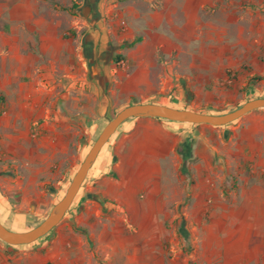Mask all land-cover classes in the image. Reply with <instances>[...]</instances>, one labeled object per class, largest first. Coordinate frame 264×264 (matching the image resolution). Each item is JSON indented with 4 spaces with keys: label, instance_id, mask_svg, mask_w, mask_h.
Masks as SVG:
<instances>
[{
    "label": "rangeland",
    "instance_id": "rangeland-1",
    "mask_svg": "<svg viewBox=\"0 0 264 264\" xmlns=\"http://www.w3.org/2000/svg\"><path fill=\"white\" fill-rule=\"evenodd\" d=\"M10 1V9L26 14L13 21L0 17V39L23 33L47 49L44 55L37 44L30 46L42 56L36 65H44V71L24 74L8 92L0 90V222L12 231L30 230L48 215L102 128L122 108L141 100L139 83L147 84V93L165 81L177 84L176 89L183 85L187 103L182 104L209 114H224L249 97L264 96V76L258 72L244 91L228 89L217 76L225 72L218 0L212 13L208 4L205 13L196 11L194 22L185 23L170 10L163 29L149 31L145 43L131 47L132 35L138 37L140 30L129 28V12L146 10L141 0ZM198 2L190 0V5ZM229 2L242 11L240 21L239 14L228 15L230 42L238 34L246 51L249 28L260 22L256 15L264 0ZM159 6L153 3L151 9ZM24 21L37 28L15 29ZM151 41L164 45L151 49ZM232 65L231 74L250 71L247 61ZM47 91L54 94L50 101ZM58 95L66 104L60 102L49 117L37 115L40 107L52 108ZM55 116L58 126L39 128ZM244 120L227 127L241 124L253 142L241 146L236 142L239 130L223 132L222 126L209 160L194 159L198 171L192 172L180 157L174 186L167 191L166 202L175 201L169 206L150 205L143 193L131 205L121 204L116 194L106 196L105 188L117 193L122 182L117 171L107 172L117 162L114 156L101 170L107 158L102 148L67 216L33 244L6 248L0 243L3 259L39 264L43 246L70 242L82 246V264H264V150L253 144L264 136V126L259 118ZM224 145L226 155L220 158Z\"/></svg>",
    "mask_w": 264,
    "mask_h": 264
},
{
    "label": "crops",
    "instance_id": "crops-1",
    "mask_svg": "<svg viewBox=\"0 0 264 264\" xmlns=\"http://www.w3.org/2000/svg\"><path fill=\"white\" fill-rule=\"evenodd\" d=\"M10 2V0H4V3L2 0L0 1V17L5 18L6 20L9 19L10 21H13L17 18H23V15L26 13L22 12L17 14L14 12L9 8ZM141 2L142 5L144 4L147 7V9L144 11L132 9V11L129 12L128 18L129 28L132 31L140 30V32L137 33L138 37L135 38V36L132 35V41L140 38L141 41L138 42L140 44L145 43L144 39L147 36L149 37V31L161 30L164 28V23L168 22L165 14L169 13L170 10H172L171 13L176 12L181 14L185 23H189L194 22V20L197 19L196 11L199 13H205V10L203 9L204 4H208L207 9L211 11V13L216 8V0H206L204 2L203 0H199L198 4L194 6L190 5V0H141ZM130 3L135 2L130 1ZM153 3H156L160 6L152 10L151 6ZM263 6L264 5H262V9L258 10V12L260 11L259 14L256 15V17L260 18V22L258 24H251L249 28L250 35L248 36L246 45L248 43L250 45V49L245 51L243 49L245 43L240 41V36L236 34V37L233 38L234 40L231 44V38L227 32V30L230 28V24L227 23V18H230L228 15L239 14L236 19H239V21L241 20L242 15L239 12L242 11L239 7V4H235L232 7L230 2L228 3V0H218L217 11H219V13L224 16V22H221L219 28V41L223 46L220 52L223 57L222 62H224V66L222 67L225 69V72L224 74L217 76H219L222 84L228 86V89H234L236 87V91H240V89H243L244 91V88L247 87L248 83L251 84V82H249V77L254 76L256 72L264 76ZM231 11H235V13ZM236 25L238 26V22H236ZM36 26L37 25H31L29 22L24 21L19 24L17 23L16 27H14L15 29L29 30L32 28H37ZM14 27L12 29H14ZM161 36L162 35L159 37L161 38ZM155 43L156 42L151 41L150 43H147V45L151 47V49H154L158 45H164L163 43ZM33 44H37L36 41H34V39H30L27 34L23 33L15 35L12 33L5 39H0L1 91L4 90L8 92L9 87L12 85L15 78L19 79V77L23 76L24 74H35L45 70L44 65H36L37 61L41 60L42 56L34 53L30 49V46H33ZM37 45L39 46L40 52L45 55L47 49L45 48L44 44L40 42ZM135 45H137V43L134 44V46ZM234 60L241 62L247 61L248 65L250 66V71L247 73L239 72L237 75L234 73L231 74L230 71L234 67L232 65V61ZM27 63H30L31 66L29 65L28 67ZM260 63H262L261 66L259 65ZM239 70L240 69L237 71ZM176 76L178 77L177 74ZM231 76H234L235 78L232 79ZM48 78H50L49 74L47 76V79ZM42 79L43 78H41V81ZM231 84L233 85L230 86ZM146 85L142 82L139 83L138 92L141 100L136 103L161 104L172 108L207 113L200 110H193L192 108L188 106L185 107L182 104L187 103V90L183 87V85L180 89H176L177 84H169L165 81L156 89H152V91L148 93L146 91L148 88ZM168 85L170 87H168ZM39 90L45 91L46 89L44 86H40ZM47 94L49 95L47 101H50V99L54 97V94L52 96L50 91H47ZM63 97L64 96L62 95L55 97V100H53L54 102L50 103L53 105L52 108L40 107L37 115L42 116L45 114L47 117H49L50 113H52L51 111L54 108L60 107V102L63 103V101H65L64 104H66L67 99L63 100ZM262 97L264 96L249 97L247 100H245V102ZM173 102L178 103L173 104ZM56 110L58 113L59 109ZM37 118L40 117L37 116ZM243 118H246V121L244 120L246 124L249 122V119L259 118L261 119L262 125L264 126V109L252 111L238 119L236 122H240V120H243ZM53 120V122H43L39 125V128L53 129L54 126H58L56 124V116L55 119L53 118ZM228 125L222 127L225 128L223 129V132L224 130L227 132L232 129L239 130L236 142L240 143L241 146H243V144L245 145V143L247 144L253 142L251 137H249V134H247L249 133V130L241 128V124L237 125V127H227ZM186 126L189 125L175 122L168 123V121L158 118H133L121 124L103 147L106 148L104 154L107 158L101 163V170H106L105 165H107V162L110 163L112 161L110 157L114 156V158H117V162L114 166L109 167L107 172L112 174L114 171H117L121 176L120 179L122 183L121 187L119 188L120 191L117 190V193H115V191L113 192L109 189L103 188L105 195L112 197L113 194H116V196L120 198L121 204L125 205H131L132 201L139 193H143L146 196L145 199L148 200V204L150 205L154 204L159 206H169L170 204L175 203V201L166 202L169 199L167 198V191L169 188L174 186L172 182V174L177 173L178 171L180 157L182 158L181 161L185 163L186 166H190L189 169L192 172L193 170L198 171L200 164L194 165V159L200 155L202 160L205 158L209 160L211 154L210 147L212 143L217 141L219 142L221 139V127H210L208 125H194L193 127H190L191 125L189 127ZM254 141V145H257L259 149L264 150V136L257 140L254 139ZM183 150L185 151V154H188V157L185 161H183L182 154L180 156V152L183 153ZM226 151V146L224 145V147H222V149L219 151V154H221L220 158L225 157ZM209 163H207L208 166ZM206 171L208 170L206 169ZM154 195L158 196V201L152 202L151 198ZM64 216H67V214ZM78 238L80 240V236ZM3 249L4 247L1 245L0 264H15L14 262L12 263L11 261H8V259H12L13 257L7 256L5 259H3ZM43 250L44 256L39 259V264H82V262L79 260L81 258V254L83 253L82 246L80 245L73 246L70 244V242H66V244L62 246H55L51 244L43 246ZM27 264H36V262H28Z\"/></svg>",
    "mask_w": 264,
    "mask_h": 264
},
{
    "label": "water",
    "instance_id": "water-1",
    "mask_svg": "<svg viewBox=\"0 0 264 264\" xmlns=\"http://www.w3.org/2000/svg\"><path fill=\"white\" fill-rule=\"evenodd\" d=\"M258 109H264V97L246 101L240 107L224 114L200 113L152 103H133L122 108L102 128L72 177L63 197L51 208L48 215L34 228L23 232L12 231L0 222V242L9 246L29 245L47 235L58 225L72 205L98 154L117 128L127 120L158 118L181 124L222 127Z\"/></svg>",
    "mask_w": 264,
    "mask_h": 264
},
{
    "label": "trees",
    "instance_id": "trees-1",
    "mask_svg": "<svg viewBox=\"0 0 264 264\" xmlns=\"http://www.w3.org/2000/svg\"><path fill=\"white\" fill-rule=\"evenodd\" d=\"M72 8H74V5H72ZM141 41V39L140 38H137V39H135L134 41H132L131 43H129L128 44V46H133L134 44H136V43H138V42H140ZM187 157H188V154H185L184 156H183V161H185L186 159H187ZM5 246H7V247H11V246H9V245H5Z\"/></svg>",
    "mask_w": 264,
    "mask_h": 264
}]
</instances>
